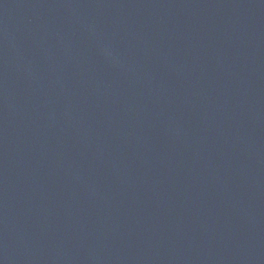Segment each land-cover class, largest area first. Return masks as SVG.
<instances>
[{
  "label": "water",
  "instance_id": "obj_1",
  "mask_svg": "<svg viewBox=\"0 0 264 264\" xmlns=\"http://www.w3.org/2000/svg\"><path fill=\"white\" fill-rule=\"evenodd\" d=\"M0 264H264V0H0Z\"/></svg>",
  "mask_w": 264,
  "mask_h": 264
}]
</instances>
